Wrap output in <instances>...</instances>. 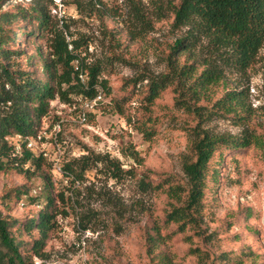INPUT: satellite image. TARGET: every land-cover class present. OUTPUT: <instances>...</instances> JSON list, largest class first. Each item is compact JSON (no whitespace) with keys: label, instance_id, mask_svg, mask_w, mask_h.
<instances>
[{"label":"rangeland","instance_id":"374dc122","mask_svg":"<svg viewBox=\"0 0 264 264\" xmlns=\"http://www.w3.org/2000/svg\"><path fill=\"white\" fill-rule=\"evenodd\" d=\"M139 1L152 26L137 35L131 0H0V15L21 10L35 15L34 8L42 7L59 26L63 19L71 37L88 39L86 61L101 63L100 79L109 84L87 123L77 121L82 95H73L71 102L51 101L37 134L24 139L27 149L43 154L39 164L21 163L23 138L7 137L14 148L7 154L0 150V213L27 223L44 209L45 203L37 202L43 193L49 190L55 196L53 209L60 213L39 254L30 251L35 264H161L151 254L147 232L163 224L176 200L145 188L143 180L157 185L172 179L188 188L186 167L196 160L195 144L204 135L249 137L250 146L220 148L210 162L208 172L217 169L220 179H208L202 231L188 227L174 233L176 226L162 227L170 237L158 250L162 256L167 253L172 264H264V45L245 71L227 68L211 99L198 100L188 89L190 80L170 76L149 102L152 81L170 73L172 43L189 27L174 25L171 5L180 0ZM18 21L12 24L22 26L19 34L35 29L31 37L18 36L27 55L36 54L38 47L47 54L49 34L39 36L35 18L21 16ZM212 49L204 38L188 53L195 54L197 65L219 61ZM185 54L178 55L181 62ZM225 85L240 93L244 117L225 115L214 106ZM7 110L0 105V113ZM145 127L147 134L141 131ZM221 153L225 161L217 165ZM58 159L61 168L72 163L82 176L58 170ZM109 159L119 169L112 170ZM83 166L87 168L81 171ZM186 196L184 192L182 199ZM249 210L252 214L246 217ZM40 237L36 229L19 235L29 247Z\"/></svg>","mask_w":264,"mask_h":264},{"label":"trees","instance_id":"16d2710c","mask_svg":"<svg viewBox=\"0 0 264 264\" xmlns=\"http://www.w3.org/2000/svg\"><path fill=\"white\" fill-rule=\"evenodd\" d=\"M131 6L139 25L134 29V34L146 32L152 26L151 18L143 11L139 0H131ZM171 8L174 13V25L178 28L188 26L189 29L185 36L172 43L168 55L170 73L160 82L152 81L147 97L149 102L159 96L170 76L190 80L188 89L198 100L207 97L211 99L216 94L215 89H219L227 68L234 67L245 71L264 45V0H180L178 4H172ZM34 10L35 15L30 10H21L12 15L3 12L0 15V105L8 108L6 113H0V150L1 153L7 154L14 148L9 145L7 137L20 136L23 138L20 139V144L25 148L21 163L31 162L36 165L43 159V154L35 155L27 149V141L24 139L37 134L42 118L49 112L51 101L60 99L71 102L73 95L91 98L97 94L98 88L103 91L109 89V84L107 79H100L101 63L89 64L86 61L87 38L71 37L73 33L69 32V25L63 19L62 25L59 26L50 11L42 7H35ZM21 16L25 20L35 18L33 26L39 36L49 34L47 54L38 47L36 54L27 55L24 43L21 46L18 36L31 37L35 34V29L19 34L22 26L14 27L12 22H20L18 20ZM204 38L209 40L212 51L219 55L220 59L199 62L197 65L195 54L190 55V52H195L197 45ZM71 44L72 49L69 47ZM181 54H185L183 62L178 58ZM38 56L41 61L37 59ZM191 60L193 61L190 62ZM201 66H204V69L199 74ZM81 73L86 76L85 82L80 78ZM222 89L225 93L216 99L214 106L225 115L234 113L238 117H244L243 113L240 114L244 108L240 93L234 88H226V85ZM198 108L194 107V110ZM141 131L147 134L149 129L145 127ZM251 143L249 137L212 138L204 135L195 144L196 160L188 163L186 167L190 181L188 188L172 179L157 185L143 180L142 185L145 188L167 193L170 198L176 200L171 202L172 207L166 213L163 224L155 225L147 232L151 254L154 258L159 257V263H173L167 253L162 256V251L158 250L170 237V233L163 234L162 227L166 229L176 226L174 233L183 232L188 227L196 232L202 231L201 204L206 195L208 179L211 178L213 182L220 179L217 169L213 174L208 172L216 151L223 147L231 150L242 149ZM222 156L223 153L217 158V165L225 161ZM107 162L111 164L112 170L120 167L113 159ZM3 167L0 161V168ZM86 168L87 166H83L81 171ZM62 170L69 176L73 173L78 177L82 176L72 163L64 165ZM47 191L37 201L38 204L45 203L44 209L27 223L0 213V264H35L30 251L35 255L39 254L44 238L60 213L53 209L57 208L55 196ZM184 192L187 196L182 199ZM251 214L252 211L249 210L246 217ZM34 229L39 231L41 237L35 239L33 246L29 247L31 243L24 244L19 235L23 231L31 233ZM160 253L161 255H158Z\"/></svg>","mask_w":264,"mask_h":264},{"label":"built area","instance_id":"2783aa9c","mask_svg":"<svg viewBox=\"0 0 264 264\" xmlns=\"http://www.w3.org/2000/svg\"><path fill=\"white\" fill-rule=\"evenodd\" d=\"M63 23V21H62ZM68 39H70V37H68ZM70 49H72V44L69 46ZM80 78L83 82H85L86 80V76L85 74L81 73L80 74ZM103 89L98 88V92L94 97H81L80 98V105L78 108V114H77V121L80 123H87L88 122V117H89V113H91L92 111H94L97 106L103 101ZM29 146H31L32 144L29 143ZM56 165L58 170L62 171V168L60 167V161L59 159L56 161Z\"/></svg>","mask_w":264,"mask_h":264}]
</instances>
